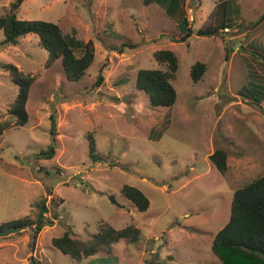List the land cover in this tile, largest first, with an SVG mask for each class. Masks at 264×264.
<instances>
[{
	"label": "rangeland",
	"instance_id": "1",
	"mask_svg": "<svg viewBox=\"0 0 264 264\" xmlns=\"http://www.w3.org/2000/svg\"><path fill=\"white\" fill-rule=\"evenodd\" d=\"M15 1L0 0V16ZM222 1L183 0V13L173 16L158 0L22 3L18 18L53 22L93 41L95 60L83 80L71 82L61 59L47 65L38 36L12 46L0 31V121L19 91L7 66L35 77L28 124L0 137V227L34 222L45 198L46 219L54 221L35 236L26 230L0 238V264H222L213 240L230 220L234 193L264 174V0H225L228 29L198 36L215 24ZM184 19L188 27H179ZM188 28L193 35L183 42ZM159 50L179 59L172 107H153L136 86L140 70L165 69L154 57ZM198 62L206 72L195 83ZM52 115L56 154L39 159L52 143ZM218 149L228 154L226 173L209 159ZM125 185L146 195V212L124 197ZM130 225L142 231L138 243L124 239L80 261L52 244L69 227L87 241L104 227Z\"/></svg>",
	"mask_w": 264,
	"mask_h": 264
},
{
	"label": "trees",
	"instance_id": "2",
	"mask_svg": "<svg viewBox=\"0 0 264 264\" xmlns=\"http://www.w3.org/2000/svg\"><path fill=\"white\" fill-rule=\"evenodd\" d=\"M24 1L16 0L11 5V13L0 16V31L5 36L3 43L16 46L21 38L29 34L36 35L39 37L40 46L50 54L47 62L48 66L52 65L56 60L61 59L69 81L80 82L83 80L87 70L95 60L93 41L84 42L78 39L76 35L64 33L59 25L53 22L18 18L17 12ZM182 1L158 0V2L167 5L166 12L171 16L177 13L178 8L183 13L181 8ZM175 5H178V7H174ZM228 11L229 2L225 0L220 2L212 13L215 24L199 29L197 35L201 37H213L218 36L221 31L228 29ZM188 23V20L184 19L179 24V27L181 25L188 27ZM192 35V29L188 28L186 37H182L181 41L184 42ZM154 57L159 64L165 66V69L140 70L137 75L136 86L147 94L153 107H172L177 102L178 97L173 81L179 69V59L172 50H159L154 54ZM259 63L261 67H264V62ZM7 69L13 75L14 81L19 85V91L9 109V118L0 121V137L14 126L24 127L28 124L27 103L31 86L35 81L34 76L23 74L13 65L7 66ZM205 72L206 64L201 62L196 63L191 70L193 81L195 83L199 82ZM251 74H255L254 70H252ZM263 100L264 97L258 101L259 104ZM51 126L52 143L46 150L38 154L37 157L39 159H53L56 154L57 124L54 115L51 116ZM90 139V155L96 156L95 140L92 137ZM227 157L228 154L225 150L218 149L209 159L221 173H226L228 170ZM49 193L51 194L52 192ZM122 193L124 197L137 207L138 211L146 212L149 209V199L136 187L125 185ZM110 198L114 204H117L114 196ZM37 207L39 213L34 222L29 219L18 220L2 225L0 230L32 223L35 225L36 235H38L45 227L53 226L54 221L46 219L49 211L46 198L38 202ZM141 237L142 231L133 225L127 226L124 229H116L110 226L102 228L97 236L85 241L77 238L69 227L62 236L54 238L52 244L63 254L80 261L96 256L105 248L111 249L112 246L121 240L126 239L131 243H138ZM213 251L222 264H264V174L252 183L235 191L231 205L230 220L215 236Z\"/></svg>",
	"mask_w": 264,
	"mask_h": 264
},
{
	"label": "water",
	"instance_id": "3",
	"mask_svg": "<svg viewBox=\"0 0 264 264\" xmlns=\"http://www.w3.org/2000/svg\"><path fill=\"white\" fill-rule=\"evenodd\" d=\"M26 230H31L35 236L36 227L34 224L30 223V224L22 225L20 227H12V228H8L5 230H0V238L9 237V236L21 233V232L26 231ZM33 264H35V263H33Z\"/></svg>",
	"mask_w": 264,
	"mask_h": 264
}]
</instances>
